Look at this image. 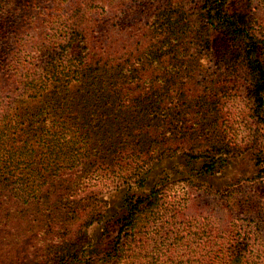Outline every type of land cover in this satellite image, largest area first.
Returning <instances> with one entry per match:
<instances>
[{"label": "trees", "instance_id": "obj_1", "mask_svg": "<svg viewBox=\"0 0 264 264\" xmlns=\"http://www.w3.org/2000/svg\"><path fill=\"white\" fill-rule=\"evenodd\" d=\"M263 11L0 0V264H264L253 204L221 230L169 197L239 205L210 180L244 154L264 176Z\"/></svg>", "mask_w": 264, "mask_h": 264}, {"label": "rangeland", "instance_id": "obj_2", "mask_svg": "<svg viewBox=\"0 0 264 264\" xmlns=\"http://www.w3.org/2000/svg\"><path fill=\"white\" fill-rule=\"evenodd\" d=\"M155 7H150L146 4L137 8V12L140 13L143 18L146 17ZM138 13V14H139ZM135 17H139V15ZM128 20V16L124 14L122 16V22L125 23ZM263 27H264V11H263ZM203 66L207 70L206 73H209L213 70L212 63L208 60L202 59ZM243 98L239 101L237 108L243 106ZM238 111V110H237ZM240 124V119H236ZM241 126L246 130L244 122H241ZM238 128L242 134V130ZM248 155L239 157L234 163L231 164L229 169L224 170L223 177L219 179H211L210 182L215 186L219 185L220 182L223 186H229L228 191L230 194L233 193L234 198H237L241 201L239 205L236 202L230 200H220L218 196L213 194V189L209 190H199L192 188L190 186L185 187H176L175 191L169 192V197L176 196L180 194L187 198V203L182 207L181 219L188 216H208L213 219V222L221 230H225L229 224V221L232 217L237 216L240 219H243L247 214V210L251 208L249 204H253V210L258 214V218L255 217V213L250 214V216L255 217L257 220V235H256V245L254 246V252L261 254L264 258V176L259 178L257 176L258 167L247 158ZM170 162H166L168 165ZM256 175V177H254ZM218 175L215 177L217 178ZM244 179L239 181L236 180ZM247 181V182H246ZM229 194V195H230ZM251 198V202L247 199ZM260 202V204H259ZM245 223V221L241 222ZM264 261V259H263Z\"/></svg>", "mask_w": 264, "mask_h": 264}]
</instances>
